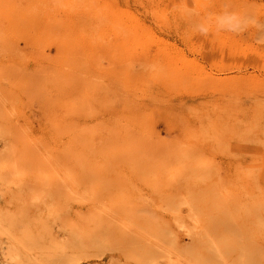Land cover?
Masks as SVG:
<instances>
[{"label": "rangeland", "instance_id": "374dc122", "mask_svg": "<svg viewBox=\"0 0 264 264\" xmlns=\"http://www.w3.org/2000/svg\"><path fill=\"white\" fill-rule=\"evenodd\" d=\"M0 264H264V0H0Z\"/></svg>", "mask_w": 264, "mask_h": 264}]
</instances>
